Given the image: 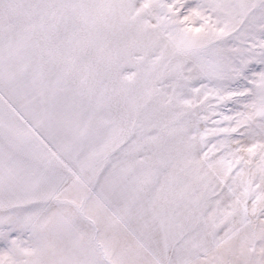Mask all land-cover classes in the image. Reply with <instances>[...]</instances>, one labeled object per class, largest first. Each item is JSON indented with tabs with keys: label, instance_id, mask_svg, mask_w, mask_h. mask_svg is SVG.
<instances>
[{
	"label": "snow or ice",
	"instance_id": "1",
	"mask_svg": "<svg viewBox=\"0 0 264 264\" xmlns=\"http://www.w3.org/2000/svg\"><path fill=\"white\" fill-rule=\"evenodd\" d=\"M0 264H264V0H0Z\"/></svg>",
	"mask_w": 264,
	"mask_h": 264
},
{
	"label": "rangeland",
	"instance_id": "2",
	"mask_svg": "<svg viewBox=\"0 0 264 264\" xmlns=\"http://www.w3.org/2000/svg\"><path fill=\"white\" fill-rule=\"evenodd\" d=\"M213 143H214V141H213ZM209 147H211V144H209Z\"/></svg>",
	"mask_w": 264,
	"mask_h": 264
}]
</instances>
